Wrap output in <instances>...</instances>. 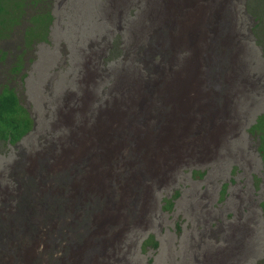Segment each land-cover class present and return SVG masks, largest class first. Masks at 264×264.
Instances as JSON below:
<instances>
[{
	"label": "rangeland",
	"instance_id": "obj_1",
	"mask_svg": "<svg viewBox=\"0 0 264 264\" xmlns=\"http://www.w3.org/2000/svg\"><path fill=\"white\" fill-rule=\"evenodd\" d=\"M156 3L0 0V90L11 81L21 96L23 105L18 104L33 119L17 143L0 131V206L4 192H19L16 172L23 157L37 158L67 135L59 124L64 111L80 109L86 93L94 94L90 107L98 110L116 96L127 75L147 79L141 50L154 28ZM232 9L246 83L232 102L231 129L222 134L212 160L186 159L164 186L154 188L148 222L127 231L109 264H255L264 257V144L253 131L264 113V0H236ZM17 112L20 124L28 119ZM177 193L171 209L167 200ZM151 235L157 249L144 247Z\"/></svg>",
	"mask_w": 264,
	"mask_h": 264
},
{
	"label": "bare ground",
	"instance_id": "obj_2",
	"mask_svg": "<svg viewBox=\"0 0 264 264\" xmlns=\"http://www.w3.org/2000/svg\"><path fill=\"white\" fill-rule=\"evenodd\" d=\"M157 1L141 50L147 79L127 75L95 111L86 93L80 109L59 119L67 135L37 158L23 157L19 192H4L0 206V264H109L127 231L148 222L154 188L184 160L208 161L222 147L246 83L236 0Z\"/></svg>",
	"mask_w": 264,
	"mask_h": 264
},
{
	"label": "trees",
	"instance_id": "obj_3",
	"mask_svg": "<svg viewBox=\"0 0 264 264\" xmlns=\"http://www.w3.org/2000/svg\"><path fill=\"white\" fill-rule=\"evenodd\" d=\"M18 98L13 94V92L6 91L0 95V131L9 134L12 137V143H17L22 138L27 135L33 126V119L28 116V112L24 106L18 104ZM27 114L28 119L22 121V124L16 119L17 111ZM253 131L258 133V138L260 143L264 144V113L258 117L257 123L253 126ZM4 136V135H3ZM202 176L204 173L196 172ZM180 194L177 193L172 199H168L169 208H173L174 198H177ZM262 209L264 213V203L262 204ZM151 246L155 249L159 247V243L156 241L155 236L151 235L144 242V247ZM264 260V257L260 259L255 264H260Z\"/></svg>",
	"mask_w": 264,
	"mask_h": 264
},
{
	"label": "flooded vegetation",
	"instance_id": "obj_4",
	"mask_svg": "<svg viewBox=\"0 0 264 264\" xmlns=\"http://www.w3.org/2000/svg\"><path fill=\"white\" fill-rule=\"evenodd\" d=\"M4 90H8V91H10V92H13V94H15V96L18 98V99H21V96L17 93V90L14 88V87H12V82L10 81H6L5 83H3V85L1 86V90H0V95L2 94V92L4 91ZM20 101V100H19ZM21 102V101H20ZM21 104H22V102H21ZM23 105V104H22ZM26 136V135H25ZM24 136V137H25ZM23 137V138H24ZM22 138V139H23Z\"/></svg>",
	"mask_w": 264,
	"mask_h": 264
}]
</instances>
